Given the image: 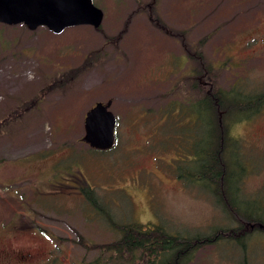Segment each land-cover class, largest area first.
<instances>
[{
  "label": "rangeland",
  "instance_id": "374dc122",
  "mask_svg": "<svg viewBox=\"0 0 264 264\" xmlns=\"http://www.w3.org/2000/svg\"><path fill=\"white\" fill-rule=\"evenodd\" d=\"M93 1L98 28L0 23V264H155L104 245L120 225L203 235L240 223L189 177L203 135L191 102L264 92V0ZM108 100L115 142L96 150L84 117ZM242 114L227 118L226 158L232 170L238 158L240 208L264 220V100ZM244 244L219 239L186 264H264V232Z\"/></svg>",
  "mask_w": 264,
  "mask_h": 264
},
{
  "label": "trees",
  "instance_id": "16d2710c",
  "mask_svg": "<svg viewBox=\"0 0 264 264\" xmlns=\"http://www.w3.org/2000/svg\"><path fill=\"white\" fill-rule=\"evenodd\" d=\"M195 57L198 58V56ZM198 59H202V57ZM201 64L203 66L202 76L204 74L205 76L209 75V66L205 62H201ZM191 104L199 108V120L203 135L200 138L201 147L199 152L201 157L196 158L197 169L196 171L192 170L193 174L189 177L199 183L202 182L204 188L213 194L218 203H221L224 207L227 206L234 217L241 219L240 223L234 228H221L216 233L203 235L199 233L173 234L162 225L154 223L120 225L117 226L120 237L104 245L106 251H112L115 257H123L126 254L132 256L138 250L142 254L153 256L155 264H186L206 244L225 238L232 239V241L240 243L244 247L245 238L249 233L264 232L263 218L258 215L247 214L239 206L242 200L238 196V182L241 177L238 169V158L236 156L235 169L232 170L226 158L228 146H225L227 135L224 133L228 127L227 118L239 119L234 115L238 112L246 113L257 104L256 101L253 98H245L239 94L230 95L208 89L204 90L201 97L191 102ZM184 169L180 171L181 177L187 176ZM232 177L235 183L231 181ZM80 190L92 203L93 188L89 185H82ZM94 198L92 199L96 202L95 195Z\"/></svg>",
  "mask_w": 264,
  "mask_h": 264
},
{
  "label": "water",
  "instance_id": "95a60500",
  "mask_svg": "<svg viewBox=\"0 0 264 264\" xmlns=\"http://www.w3.org/2000/svg\"><path fill=\"white\" fill-rule=\"evenodd\" d=\"M103 11L93 0H0V23L24 24L30 30L45 26L53 33L77 25L98 28ZM111 101L96 102L84 117L83 141L98 150L115 142L116 117L109 109Z\"/></svg>",
  "mask_w": 264,
  "mask_h": 264
},
{
  "label": "flooded vegetation",
  "instance_id": "af4514ba",
  "mask_svg": "<svg viewBox=\"0 0 264 264\" xmlns=\"http://www.w3.org/2000/svg\"><path fill=\"white\" fill-rule=\"evenodd\" d=\"M248 98H250V99L253 98L256 101V103H258L259 101L264 100V92H261L256 96H250ZM20 257H22V256L20 255Z\"/></svg>",
  "mask_w": 264,
  "mask_h": 264
}]
</instances>
